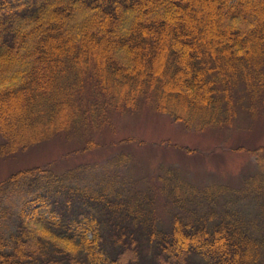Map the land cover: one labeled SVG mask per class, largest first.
Listing matches in <instances>:
<instances>
[{
	"label": "trees",
	"instance_id": "obj_1",
	"mask_svg": "<svg viewBox=\"0 0 264 264\" xmlns=\"http://www.w3.org/2000/svg\"><path fill=\"white\" fill-rule=\"evenodd\" d=\"M263 86L264 0H0V155L83 136L143 105L189 129L225 127L234 91L244 87L255 112ZM255 153L245 198L264 197V147ZM82 169L0 183V264H263L256 221L234 198L215 208L236 191L200 192L169 172L167 196L189 214L160 230L140 199L89 184ZM17 196L32 210L7 232ZM256 206L263 216L264 200Z\"/></svg>",
	"mask_w": 264,
	"mask_h": 264
},
{
	"label": "rangeland",
	"instance_id": "obj_2",
	"mask_svg": "<svg viewBox=\"0 0 264 264\" xmlns=\"http://www.w3.org/2000/svg\"><path fill=\"white\" fill-rule=\"evenodd\" d=\"M234 93L233 117L228 124L224 122L225 127L202 131L189 129L148 105L136 111L111 112L106 126L84 132L83 136L63 133L14 153L0 155V183L23 170L50 167L63 172L83 167L84 178L94 181L89 184L94 183L97 188L114 186L118 194L137 197L152 211V222L160 230H169L176 213L189 214L172 203L165 189L169 177L179 176L200 192L212 185L236 191V197L228 193L220 196L215 208L219 209L220 204L234 198L242 216L256 221L262 230L258 235L264 236V215L256 206L264 197H256L254 193L250 198L242 195L244 181L258 170L260 156L255 151L264 147V93H259L255 112L250 110V96L244 87ZM88 140L94 141L96 146L86 150ZM5 143L6 138L0 131V145ZM169 172L173 175L169 176ZM11 208L10 214L14 215L10 217L8 213L2 221L7 232L16 228L21 209L27 213L32 210L21 196L15 197ZM198 261V257L192 258L193 263Z\"/></svg>",
	"mask_w": 264,
	"mask_h": 264
}]
</instances>
